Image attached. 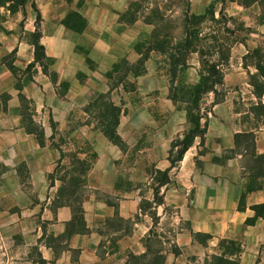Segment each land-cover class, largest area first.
<instances>
[{
    "label": "rangeland",
    "instance_id": "1",
    "mask_svg": "<svg viewBox=\"0 0 264 264\" xmlns=\"http://www.w3.org/2000/svg\"><path fill=\"white\" fill-rule=\"evenodd\" d=\"M16 1L0 6V35L19 43L0 54L10 72L0 85V264H58L75 232L91 231L102 236L99 256L111 252V264L122 258L120 240L136 239L137 231L134 251L150 246L165 260L182 254L177 239L191 230L198 187L213 191L219 177L245 207L248 169L254 155H264V78L256 67L264 66V0ZM187 31L200 34V46L218 39L230 47L219 104L213 93L194 103L204 72L194 48L175 76L170 71L169 55ZM141 59L144 73L136 76L132 65ZM113 106L119 124L110 139L103 117ZM194 130L198 136L177 161ZM238 134L249 136L239 138L240 147ZM159 173L168 184L159 185ZM199 175L215 181L196 182ZM255 186L264 191V179ZM88 202L113 215L87 229ZM64 206L73 218L61 227L56 214ZM191 235L206 245L204 234ZM223 241L221 255L197 262L189 252L188 264L239 254V240ZM45 246L53 249L50 261Z\"/></svg>",
    "mask_w": 264,
    "mask_h": 264
},
{
    "label": "crops",
    "instance_id": "2",
    "mask_svg": "<svg viewBox=\"0 0 264 264\" xmlns=\"http://www.w3.org/2000/svg\"><path fill=\"white\" fill-rule=\"evenodd\" d=\"M19 43L15 42L11 38L2 37L0 35V54L4 50L11 51L14 46ZM23 49V46H19ZM23 66V62L17 61ZM27 64H30L29 61ZM10 72L5 70L3 66H0V85L4 83ZM4 87V86H3ZM13 89V88H12ZM34 84L26 86L28 97L34 98ZM10 95L15 96L13 90H10ZM228 148L233 147V143H228ZM260 153L263 152V145L260 142L258 145ZM221 173L214 176H220ZM196 177V182H204L205 180L215 181L210 176L205 175ZM239 176V180H241ZM243 180V179H242ZM241 180V181H242ZM223 179L218 178V184L213 191H209L206 187L199 186V190L194 201V207L188 209V218L190 220V232L180 234L177 239V244L181 248L182 254L175 255L174 253L167 254L165 264H188L187 255L191 252L192 256H197V262H204L205 258L212 255L219 254L220 242L223 240H239L240 252L238 255L226 256L230 260L237 261L238 264H264V218H260L255 225H246V221L255 216V212L251 209L252 206L264 204V191H254L245 195V207L244 209L239 208L240 197L236 196L235 191L231 189L233 184L229 180H224L228 183L225 187L222 185ZM216 184L214 183V186ZM174 202V200H170ZM100 206V207H99ZM105 206V205H104ZM85 211V222L87 229H93L96 225H100L102 220L110 218L111 215H104L101 205H97L92 202H88L84 206ZM126 215V214H125ZM73 218L72 211L69 207L59 208L56 219L60 222L61 227L71 222ZM94 224H96L94 226ZM143 225L136 224V227L142 228ZM136 233V239H132L127 236V240H120V251L122 252V258H120L117 264H127L129 258V250L134 251V247L131 244H139L137 239H140L139 231ZM201 233L204 235L211 236L207 240L206 245H200L197 240L191 235V233ZM102 236L97 232L91 231L90 234H76L70 241L68 249L63 251L62 257L59 259L58 264H73L72 254L77 251L76 264H111L113 259L111 252L107 251L106 258L101 259L99 256L102 250L101 241ZM107 244H110L108 242ZM109 245L104 246L108 250ZM135 246V245H134ZM200 247L202 248L200 250ZM43 259L50 261L54 252L52 247L45 246L42 250ZM135 255L140 256L145 253V249L136 252ZM126 256V258H125Z\"/></svg>",
    "mask_w": 264,
    "mask_h": 264
},
{
    "label": "trees",
    "instance_id": "3",
    "mask_svg": "<svg viewBox=\"0 0 264 264\" xmlns=\"http://www.w3.org/2000/svg\"><path fill=\"white\" fill-rule=\"evenodd\" d=\"M14 2V0H0V6H4L7 3ZM24 0H20V2L16 1V4L23 5ZM12 12H16L15 10ZM194 22L198 23L203 18L201 17H193ZM216 21V19H213ZM200 34L196 32H188L185 40H183L178 45V53H172L169 55L170 59V71L175 76L178 72L179 68L186 65L187 59H188V51L190 48H194V52H197L200 55L201 62L204 66V72L200 76V80L196 87L194 88V91L192 93V97L194 100L195 105H197L200 101V99L206 95L213 93L215 95V103L219 104L221 101L219 99V88L224 85V73L222 66L225 64V62L229 61L230 57V47L228 45H224L221 40H215L211 45H198V41H204L200 39ZM185 47L184 50H180V48ZM43 48L42 46L40 47ZM44 49V48H43ZM191 52V51H190ZM208 57V59H207ZM144 61L146 59H141L136 65H132L131 72L135 74L136 76H140L144 73V71H141L140 65L144 64ZM36 62H39V59H36ZM256 67L260 72V75L264 78V66L262 65L261 61L256 63ZM15 68H11V71H14ZM45 70V69H44ZM106 121V123L103 125L104 133L110 138H115V131L119 124V116L116 114V107L113 106V112L111 113L108 110V113L105 114L103 117ZM104 121V122H105ZM198 122L196 123V128H198ZM196 130V129H195ZM194 131H191L188 136H186L185 140L181 142V145H183V148L180 152V155L177 159V161H181L183 158L184 153L188 151V149L192 146L195 137L198 136L199 133H195ZM249 136L246 134H238L236 136V146L240 147L242 142L239 140V138H248ZM248 141V140H247ZM245 143V142H244ZM247 146V144H246ZM249 148V145L248 147ZM249 178L252 180L250 192L259 191L261 190L259 186H255L257 181L264 179V155L261 156H253L252 159V165L249 167ZM162 175V179L159 180V185L164 186L169 183L168 177L165 174L159 173ZM244 209L241 208L240 210ZM251 209L255 212V216L253 218H250L246 221V225H255L256 222L260 218H264V204H259L252 206ZM78 233L79 232H75ZM199 236V234H195V237ZM206 236L207 239H210L211 236L209 235H203ZM224 242V241H223ZM174 254H178L177 252H174ZM213 260H215V264H238L237 261L230 260L226 257H218L214 256L212 257ZM45 263V261H43ZM127 264H165V256L160 255L159 252H153L150 249V246H147V252L140 256H133L130 257Z\"/></svg>",
    "mask_w": 264,
    "mask_h": 264
}]
</instances>
